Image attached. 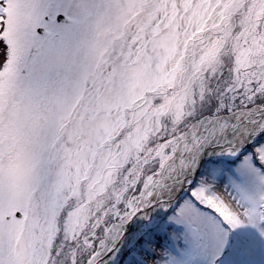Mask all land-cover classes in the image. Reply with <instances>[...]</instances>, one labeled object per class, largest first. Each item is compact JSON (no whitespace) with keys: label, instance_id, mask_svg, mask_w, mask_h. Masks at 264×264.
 <instances>
[{"label":"snow or ice","instance_id":"obj_1","mask_svg":"<svg viewBox=\"0 0 264 264\" xmlns=\"http://www.w3.org/2000/svg\"><path fill=\"white\" fill-rule=\"evenodd\" d=\"M132 242L264 264V0H0V264Z\"/></svg>","mask_w":264,"mask_h":264},{"label":"rangeland","instance_id":"obj_2","mask_svg":"<svg viewBox=\"0 0 264 264\" xmlns=\"http://www.w3.org/2000/svg\"><path fill=\"white\" fill-rule=\"evenodd\" d=\"M220 160H223L226 166H230L231 158H219ZM211 162V161H208ZM137 252V249L135 245L126 251L125 255L122 256V258L117 262V264H132L133 259L135 258L134 253Z\"/></svg>","mask_w":264,"mask_h":264},{"label":"bare ground","instance_id":"obj_3","mask_svg":"<svg viewBox=\"0 0 264 264\" xmlns=\"http://www.w3.org/2000/svg\"><path fill=\"white\" fill-rule=\"evenodd\" d=\"M206 158H207V157H206ZM213 158H216V157H213ZM221 158H230V157H221ZM132 243H133V242H132ZM132 243H130V244H132ZM125 248H127V244H125L124 246H122V247L120 248V250L116 253L115 259L113 260L112 264H116V263H117V261L119 260V258H120V256H121L122 251H123Z\"/></svg>","mask_w":264,"mask_h":264},{"label":"water","instance_id":"obj_4","mask_svg":"<svg viewBox=\"0 0 264 264\" xmlns=\"http://www.w3.org/2000/svg\"><path fill=\"white\" fill-rule=\"evenodd\" d=\"M205 159H206V161H207V160H215L216 158L211 157V158H205ZM126 244H127V248L131 245L130 243H126ZM127 248H125V249L122 251L121 255L125 252V250H126Z\"/></svg>","mask_w":264,"mask_h":264}]
</instances>
